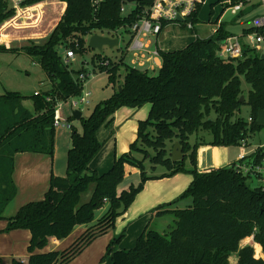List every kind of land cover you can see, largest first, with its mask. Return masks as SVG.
Masks as SVG:
<instances>
[{
	"label": "trees",
	"instance_id": "trees-1",
	"mask_svg": "<svg viewBox=\"0 0 264 264\" xmlns=\"http://www.w3.org/2000/svg\"><path fill=\"white\" fill-rule=\"evenodd\" d=\"M43 1L34 0L30 5ZM59 1L67 7L47 40L40 45L31 42L20 49L39 62L50 79L51 89L31 97L34 113L23 106L26 96L17 92L0 96V221L5 220L4 212L17 196L13 181L15 156L19 153L54 156L57 103L81 97L84 82L80 77L85 76L89 81L87 64L73 70L71 61H65L59 49L65 46L82 55L90 51L87 41L97 32L119 39L117 34L130 33L143 11L154 2L137 0L128 14L122 15L121 8L128 5L127 0ZM14 15L3 4L0 26ZM192 20L194 24L198 22L195 16ZM167 26L163 23L164 29ZM225 38L221 28L215 37L197 38L183 49L160 50L162 66L155 75L127 65L124 54L119 61H113L95 52L92 72L106 74L108 85L117 86L116 91L96 105L87 118H81L82 132L72 128L66 177L52 176L42 201L24 205L7 219L5 233L27 230L32 236L27 263L14 260V264L70 263L94 240L115 227L147 182L178 174L192 176L188 189L177 200L152 212L153 218L172 216L168 232L160 234L148 226L133 249L119 250L125 235L122 233L110 242L101 263L108 258L111 264H264L262 187L251 188L247 182L252 177L238 173L234 164L199 173L197 151L204 143L201 139L191 143L193 136L209 132L213 136L210 146L240 147L251 133L263 128L257 120L264 111V59L248 51L242 59H221L218 51ZM0 51L17 52L6 46H0ZM123 66L125 76L119 83ZM243 82L249 86L247 95ZM242 97L244 103H240ZM146 105L151 107L149 116L139 122L137 139L129 153L116 156L109 172L100 175L93 171L90 165L104 147L97 137L100 128L110 123L120 109H140ZM244 105L251 110V124L242 118L233 121ZM69 120L75 119L70 116ZM176 142L184 158L174 162L168 144ZM133 154L143 157L137 159ZM262 159L263 155L256 153L252 163H261ZM127 165L140 171L141 183L118 194ZM158 168L164 172L156 175ZM87 196L90 198L85 200ZM185 201L189 204L180 208L178 205ZM103 209L105 214L96 220L97 213ZM79 226L88 228L66 251L35 253L43 250L51 238L67 239ZM256 228V241L263 248L259 260L250 247H243Z\"/></svg>",
	"mask_w": 264,
	"mask_h": 264
},
{
	"label": "rangeland",
	"instance_id": "rangeland-1",
	"mask_svg": "<svg viewBox=\"0 0 264 264\" xmlns=\"http://www.w3.org/2000/svg\"><path fill=\"white\" fill-rule=\"evenodd\" d=\"M221 0H207L205 5L201 7L200 12L198 14V22L194 24V31L189 30L185 25L183 26H173L170 25L165 28L167 31L164 34V39H160V48L165 51H169L172 48H183V46L191 43L195 40L196 37H206L210 38V31L214 30L217 26V22L215 21L220 17L221 22L223 23V28L226 32L232 35H241L244 29H247L252 25V21L255 17L262 16L264 14V9L260 6H256L253 9L246 10L242 15L233 16L230 11L223 12L225 5ZM133 5L129 6L131 9ZM63 5L58 1H51L45 5H39L35 8L29 9L28 11H23L19 16L15 19L5 23L0 28V45L1 42L5 45H8V49L17 50V52H3L0 51V96L4 95L5 92H17L22 96L29 97L25 101L26 107L31 109L32 100L30 97L41 94L49 91L51 89V82L48 79L47 74L42 70L39 62L29 56H27L20 49L24 46L29 45V43L33 42L35 44H43L50 34L53 32L54 26L58 23L61 15L65 10L62 9ZM23 21V24L21 22ZM95 35L112 37V35L108 33L97 32ZM119 47L115 49L105 48L103 54L113 61H119L124 54L125 63L129 66L139 67L138 63H134L135 55L131 51L128 52V43L131 39V35L127 31L119 32ZM195 37V38H194ZM89 40V39H88ZM76 41V40H75ZM73 41V42H75ZM145 41H150L152 45H156L155 38L145 39ZM72 42V41H71ZM88 47V41H87ZM156 48V47H155ZM70 49L63 46L59 49L60 55L65 59L66 52ZM96 51L90 49V51H85V53H81L82 55H75L74 61L71 62V68L75 71H78L82 68L83 64H87L88 69L90 70L89 81H85L84 94L91 93L89 106H73L71 101L66 103L63 102V107L61 111L62 122L68 120L70 116L73 115L74 111H81L84 117H88V114L92 112L94 107L99 104V102L109 98L112 92L114 93L116 89L113 91V87L108 85V79L106 74L93 73L94 65L92 66L91 60L94 57ZM145 68H149V65ZM145 68H141L140 70H144ZM154 71V69H150ZM158 72V69L155 72H151L152 75H155ZM120 79L119 83H122L125 76V68L124 66L120 71ZM243 90L247 95L249 90V86L243 82ZM117 88V86L115 87ZM83 94V95H84ZM57 107V106H56ZM250 108L244 105L241 109L240 113H237L233 118V121L238 118H242L244 120H248L250 117ZM68 123L71 126L70 129L60 128L56 130V138L59 137V141L63 140L60 136L63 134L71 136L72 128H76L79 132H82V126L80 121L69 120ZM103 127L100 128V130ZM99 130V131H100ZM98 131V132H99ZM202 133V134H201ZM199 135H203L199 139L203 141V143L207 144L206 141L212 140L213 136L209 132H201ZM138 135V133H137ZM198 139V140H199ZM248 151L255 150L259 148L261 145H264V126L263 128L255 133H251L248 139ZM132 145V144H131ZM130 145V146H131ZM173 146L174 143H171ZM130 146H128V151H130ZM168 144V150L170 149ZM216 154L212 156L213 161L216 163L228 166L231 163L233 164L238 160V157L241 153V147H215ZM118 149V148H117ZM116 149V152H117ZM129 153V152H128ZM150 153L152 151L150 150ZM118 155V154H117ZM201 155L205 156L204 160L201 159L200 165L201 167H208L210 163V154L209 150L205 151V154L202 152ZM119 156H122L119 155ZM133 156L137 159H142V155L133 154ZM118 157V156H117ZM203 160V161H202ZM230 162V163H229ZM126 175L118 187V192L121 194L124 191H129L132 187H138L141 183V174L140 171L134 167L127 165L125 167ZM164 170L162 168H158V172L156 175L163 173ZM247 184L251 188H256L259 186V182L256 178L249 179ZM145 189V187H144ZM143 189V191H144ZM142 191V192H143ZM142 192L137 195L136 199L142 194ZM90 196H87L86 200H88ZM128 208L126 213L130 212L133 206L137 203V200ZM177 200V199H175ZM189 204V201H185L183 204L179 205L180 208H185ZM106 209H103L97 213V219H100L102 215H104ZM131 213V212H130ZM173 218L172 216H164L157 218L151 225L152 231H157L160 234H165L169 230V226L172 224ZM132 221L127 220L126 225L123 229L118 232L117 236L115 235L110 238L111 234H106L102 236L95 244V248L97 251L102 253L101 260L98 264H110V260L108 258L101 263L103 257L106 255V250L109 242L114 238H117L119 234L125 232L122 243L130 244L132 246L136 245V238L131 237V233L133 231ZM116 226V230L119 229L120 226ZM130 226V227H129ZM123 231V232H122ZM114 237V238H113ZM109 239L108 242L106 240ZM109 243V244H108Z\"/></svg>",
	"mask_w": 264,
	"mask_h": 264
},
{
	"label": "crops",
	"instance_id": "crops-1",
	"mask_svg": "<svg viewBox=\"0 0 264 264\" xmlns=\"http://www.w3.org/2000/svg\"><path fill=\"white\" fill-rule=\"evenodd\" d=\"M62 5L64 8L62 9L66 10V4L62 3ZM21 13L22 12H20V14ZM63 14L64 12L62 13L61 17L63 16ZM60 19L58 20V23ZM56 26H54L53 29H55ZM167 29H164L160 37L156 39V45H152L151 43V50L155 49L156 47L162 51H165L160 48L159 43L160 39H164V34ZM192 31H194V29ZM197 38L198 37H196L195 40ZM203 38H209V36ZM195 40H193L192 42H194ZM189 44L183 46V48H185ZM0 46L8 47V45H5L4 43ZM183 48H172L169 51H176ZM148 65L149 68H145L142 71H149L150 73L155 72L157 69L159 70L161 68L162 60L159 57L152 60L151 63L147 64V66ZM151 66L153 67L154 71L150 70ZM114 89L115 88H113V91ZM113 94L114 93L112 92L111 96ZM111 96H109V98ZM25 101L23 102V106L29 112L34 113L33 101H31V109L26 107ZM150 110V105H146L140 109L123 108L115 113V115L112 117V121L105 124L103 128L97 133L98 140L104 143V147L90 165V168L93 171H96L100 175L109 172L113 167L116 156L120 157L119 155H124L129 152L128 146L133 144L137 139L138 124L140 121H144L148 118ZM82 117L84 116L82 115ZM202 136L203 135L193 136L191 138V143H197L198 139ZM60 137L63 139L62 141H59V137L56 138L55 135V153L53 157L46 154L37 153H19L15 156L13 181L17 188V196L5 210V220L0 221V264H14V260H20L24 263H27V260L30 257L28 248L30 246L32 238L31 233L27 230H16L9 233H5L4 231L8 225L7 219L15 216L21 207L31 202L42 201L46 197L45 195L49 191L52 176L58 178L66 177L68 164L67 157L68 152L72 147V141L71 136L69 137V135L63 134ZM211 141H206L207 144H202L197 151V169L199 173H209L211 171L218 170L224 167V165L221 166L220 162L216 163L215 161H213L212 156H214L217 151L215 147L209 145ZM174 145L172 146L171 144H169V148L171 149L172 146L173 150ZM206 150H209L210 163L208 167H201L200 161L201 159L204 160L205 158V156L201 155V153L203 152L205 154ZM192 179L193 178L191 175L178 174L173 178L147 182L144 191L139 196V198L136 199L137 203L131 209V213L127 212L123 217L118 219L116 224L117 226H120L119 229L116 230L115 226L106 234L108 235L112 233L110 238H112V236L115 237V235L117 236L118 232L123 229V227L126 225L127 220H129L132 221V224L130 226H132L131 228H133V231L130 235L131 237L136 238L137 244L138 239L143 234L145 229L148 226L151 227L152 223L157 219L153 218L152 212L159 206L169 204V202L171 203L175 201V199H178L188 189L192 182ZM118 194L120 193L118 192ZM183 203L184 202H181L179 205ZM87 228L88 227L85 226L77 227L67 239L62 241L51 238L49 239L47 246L43 250H36L35 253L45 254L53 251H66L85 233ZM123 231L125 233L127 229L125 228ZM121 234H119V236ZM101 237L102 236L98 238L100 239ZM98 238L94 240L86 249H84V251L80 255H78L68 264H98L102 256V253L100 251L94 249L96 242L99 240ZM108 241L109 239L106 240V242ZM135 246H132L131 243L128 245L121 242L119 245V250H131ZM108 260H110L111 264V259Z\"/></svg>",
	"mask_w": 264,
	"mask_h": 264
},
{
	"label": "built area",
	"instance_id": "built-area-1",
	"mask_svg": "<svg viewBox=\"0 0 264 264\" xmlns=\"http://www.w3.org/2000/svg\"><path fill=\"white\" fill-rule=\"evenodd\" d=\"M34 0H0V8L3 4L8 5V11L13 10L15 15L12 19L4 22L0 28L7 22L15 19L19 16L20 12L28 11L29 9L35 8L39 5H45L51 1L59 0H45L38 4H31ZM207 0H154L151 7L145 9L140 16L139 20L130 28L131 42L128 47V52L131 51L135 55L134 63L140 65L137 69L145 68L147 64L151 63L152 60L160 57V49L155 48L151 50V42L145 41V39L155 38L158 39L162 34L164 28L163 23L168 26H183L185 25L189 30L194 29L193 18L195 16L198 19L197 13L199 9L205 5ZM225 5L223 12L230 11L231 15L239 16L246 10L260 6L264 9V0H224L222 2ZM128 5H123L121 8L122 15H127L131 10ZM219 17L217 26L212 32L210 31V37H215L219 30L222 28L226 34L225 40L220 43V50L218 56L225 60H238L244 57L245 52H251L264 57V14L262 16L255 17L252 21V25L247 29H244L241 35H232L225 31L223 23ZM22 24L23 21L21 20ZM200 38V37H198ZM120 40V39H119ZM1 44H3L1 42ZM75 52L69 50L66 52V61H74ZM136 68V67H135ZM150 69H153L151 66ZM85 76L80 77V81L85 82ZM85 87V84H84ZM84 94V92H83ZM81 97L70 99L73 106H89L91 104L90 97L91 93H86ZM40 95V94H36ZM47 102H51L50 98H47ZM63 102L57 103L55 116H54V128H68L72 125L68 123V120L62 122L61 111ZM253 119L249 117L248 123L251 124ZM241 153L238 160L234 162V168L238 173H242L245 176H251L256 178L259 182V186L264 191V145L259 148L248 151V141L245 140L241 144ZM260 153L263 155L261 163H252L255 154ZM251 158L249 161L245 160ZM257 228L249 239L245 242L243 247H250L254 251L255 259L259 260L263 255L262 246L256 241Z\"/></svg>",
	"mask_w": 264,
	"mask_h": 264
},
{
	"label": "water",
	"instance_id": "water-1",
	"mask_svg": "<svg viewBox=\"0 0 264 264\" xmlns=\"http://www.w3.org/2000/svg\"><path fill=\"white\" fill-rule=\"evenodd\" d=\"M137 0H127L129 5H133ZM88 47L93 51H97L98 53H103L105 48L115 49L119 47V39L94 35L88 40ZM264 59V57H263ZM121 90V88H119ZM240 103H244V97L240 99ZM81 111H74L73 117L76 121H80L82 118ZM257 124L259 126H264V111L259 113V117L257 120ZM172 161L177 162L183 160V151L179 143H175L174 148L171 153Z\"/></svg>",
	"mask_w": 264,
	"mask_h": 264
}]
</instances>
